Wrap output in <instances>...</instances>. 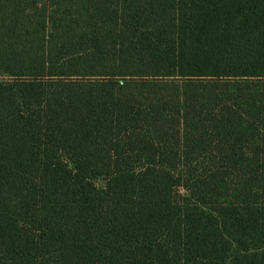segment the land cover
<instances>
[{
	"label": "trees",
	"instance_id": "obj_1",
	"mask_svg": "<svg viewBox=\"0 0 264 264\" xmlns=\"http://www.w3.org/2000/svg\"><path fill=\"white\" fill-rule=\"evenodd\" d=\"M0 264H264V0H0Z\"/></svg>",
	"mask_w": 264,
	"mask_h": 264
}]
</instances>
